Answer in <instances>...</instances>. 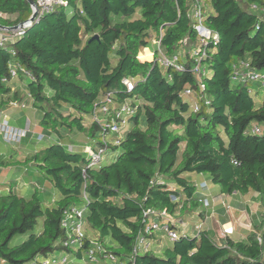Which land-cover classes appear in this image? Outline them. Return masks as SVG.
<instances>
[{
  "label": "trees",
  "instance_id": "16d2710c",
  "mask_svg": "<svg viewBox=\"0 0 264 264\" xmlns=\"http://www.w3.org/2000/svg\"><path fill=\"white\" fill-rule=\"evenodd\" d=\"M67 1L0 45V93L12 91L2 77L12 59L19 61L35 75L21 77L22 83L41 113L40 124L51 131L36 137L32 148L9 158L4 153L0 160L5 166L26 164L37 180L49 182L41 190L0 182V264H28L65 250L69 264H264V89L234 79V65L241 61L264 69V0ZM195 4L213 32L202 76L193 70L200 46L191 15ZM31 14L28 0H0L2 25ZM153 41L155 56L141 54ZM158 45L185 68L161 64ZM110 91L119 101L130 96L137 111L121 143L87 167L83 145L100 144L104 134L92 121L94 102ZM19 95L15 91L10 99ZM6 102L0 97V111ZM253 125L262 132L252 133ZM4 168L9 178L14 169ZM201 176L216 196L236 192L259 199L260 220L244 238L214 239L204 201L209 194L197 184ZM72 207L85 208L86 218L87 235L76 249L63 246L61 226ZM163 211L172 216L179 237L162 243L154 233L150 248L134 255L140 231ZM194 224L201 225L197 234L189 231ZM100 243L116 261L101 259ZM91 248L99 262L89 255Z\"/></svg>",
  "mask_w": 264,
  "mask_h": 264
},
{
  "label": "built area",
  "instance_id": "2783aa9c",
  "mask_svg": "<svg viewBox=\"0 0 264 264\" xmlns=\"http://www.w3.org/2000/svg\"><path fill=\"white\" fill-rule=\"evenodd\" d=\"M38 7V15L48 13L52 11L58 5H67V0H35ZM253 8H258L257 5H253ZM33 10V8H32ZM191 15L195 18V27L198 30L200 36V46L194 51L195 64L193 70L199 76H202L205 72L202 66V57L206 55V46L208 39L213 35V32L204 25V18L202 14V9L199 4H195L191 9ZM29 27H23L20 29L7 30L0 29V45H6L11 42L16 36L23 35L25 29ZM217 37V36H216ZM10 52L13 56L16 55V50L10 48ZM155 56V51L153 55ZM157 59L161 64L166 66H174L177 69H184V65L178 61L177 56H166L158 45ZM235 74L234 79L238 82L256 84V89H264V69H257L251 66L249 61H241L240 64L234 65ZM34 79L35 75L26 67H24L19 61L12 59L8 64V73L2 77L3 83H9L14 79ZM22 80V79H21ZM23 82V81H22ZM129 90L133 89V83L131 81L127 82ZM202 89L205 88V84L202 80L199 82ZM255 88H251L250 91H254ZM187 94H191V89L186 90ZM28 96L31 98V93L28 91ZM12 106H19L21 104L20 99H13L9 101ZM206 103H209L206 100ZM195 109L199 108L197 101L192 102ZM137 103L128 96L122 101H119L115 93L112 91L107 92L99 98L96 99L92 111V121L100 124L104 129V134L102 136L101 143L98 145H89L85 147V152L89 159L87 167L99 164L105 158V153L111 144L119 145L121 139L125 133L128 126L132 125L131 120L133 115L136 114ZM30 126L27 125L25 128H19L10 123V121L3 115L0 111V135L3 136V140L6 143L19 142L29 131ZM252 133L262 132V128L259 125H253L250 128ZM46 137L45 134H39L38 139L42 140ZM72 148V147H70ZM205 203L208 205V198H205ZM152 211L149 209L145 214H149ZM173 218L166 211H163L159 217L154 218L149 221V223L140 231L137 238V243L134 247V255L139 251H147L152 242V235L154 233H159L162 239H169L174 241L179 237V231L172 227ZM86 218H85V208L72 207L67 209L61 220V226L64 229V247H73L76 249L79 246H83L84 239L87 235L85 230ZM98 242V241H96ZM99 243V242H98ZM97 249L99 253L102 254L103 260L116 261V255L112 252H105L103 244H98ZM104 252V253H103ZM71 253L63 251L61 254L52 255L47 258H40L28 264H69L71 261ZM90 256L94 262H99L101 259L96 255L95 249H90ZM1 264H20L12 263L8 261H3Z\"/></svg>",
  "mask_w": 264,
  "mask_h": 264
},
{
  "label": "rangeland",
  "instance_id": "374dc122",
  "mask_svg": "<svg viewBox=\"0 0 264 264\" xmlns=\"http://www.w3.org/2000/svg\"><path fill=\"white\" fill-rule=\"evenodd\" d=\"M156 42L153 41L152 45L150 48L145 49L141 54H147L149 53L151 56L153 55V49L155 48ZM139 58L140 55H139ZM141 60H146V59H142ZM8 84L11 85V87H13L12 91H19V97L21 100V104L19 106H12L11 104H9L10 102H6L2 105L1 107V111L3 112V115L10 121V123L14 126H17L19 128H25L27 125H29L30 131L19 141V142H11L9 144H13L10 146H5L4 144V140H3V136L0 135V160L4 158V153H9L8 154V158L10 157L11 154H15V156L17 155V151H19V149L21 150L22 148L26 147V148H32L33 147V143H36V137L38 138L39 134H45L48 135L51 131L44 128L41 124H40V115L41 113L35 108V106L33 105L32 102H30V98L28 96V91L26 90V88L24 86H22V80L21 79H14L11 82H9ZM251 86H254L253 83H251ZM11 94L12 93H0V97L6 98L7 101L9 100H13L14 98H11ZM64 135V134H63ZM48 138V137H47ZM67 140V135L66 136H62V138H60V141L62 142H66ZM79 142V141H78ZM91 145L90 142L86 143L83 145V149H85V147ZM8 147V148H7ZM13 147V148H12ZM69 147H72V145H70ZM15 148V149H14ZM14 156V157H15ZM105 156H107V152L105 153ZM17 166H26V164L23 163H17L16 161L12 162L11 164H8L7 166L3 165L0 163V182L3 181H8L9 183L12 182V180H16L19 181V183H32V186L34 184H36V186L39 187V190H41L44 186H48L49 182H44L43 179H36L35 175L33 173V171H30L27 167H25L24 169H17ZM4 167H12L14 169V171H11V179L8 180V175H9V170H7ZM11 168V169H12ZM201 181H206L208 182V178L207 176H201L198 180H197V184L199 186ZM209 187L206 188L205 190H203L204 192H208ZM208 205L207 209L208 211L210 210H215V196L213 195H208ZM205 201V200H204ZM220 205H223L225 207L228 206V208H231V204H229L224 198H222V200L220 201V203H218ZM217 204V205H218ZM177 217V216H176ZM179 218V217H178ZM179 222V221H178ZM177 222V224H178ZM185 223V221H184ZM214 223H217L214 220ZM233 223V222H232ZM228 226V225H227ZM190 228V232L192 234H197L198 233V229H200L201 225L198 224H194V225H189L188 226ZM218 229L220 227V230L217 231V239L220 241L223 238H225L228 234L227 231H225L224 229L221 230V226L218 225L217 226ZM239 229V228H238ZM252 228H249L247 231H243L242 233L243 235H247ZM223 232V233H222ZM221 233V234H220ZM163 242H171L168 238L164 239L162 241ZM153 244V243H152ZM161 249V245L159 246V249L157 252L160 253ZM108 264H112L109 262H106ZM105 263V264H106Z\"/></svg>",
  "mask_w": 264,
  "mask_h": 264
},
{
  "label": "crops",
  "instance_id": "0c3cea01",
  "mask_svg": "<svg viewBox=\"0 0 264 264\" xmlns=\"http://www.w3.org/2000/svg\"><path fill=\"white\" fill-rule=\"evenodd\" d=\"M21 85L24 86L23 83ZM13 92L15 91H10V93H13ZM5 143L6 142L4 141V144ZM6 144H9V143H6ZM11 174L12 172H10V177H11ZM10 177L8 178V180L11 179ZM14 182H16V184H14L16 185L15 187L18 186L16 188L18 190L19 189L22 190L23 189L22 186H24L25 189H28L30 187L31 189H33V186L36 185L34 184L32 186V183H26V182L22 184V183H19V181H14ZM2 183H5V182L3 181ZM10 183L7 181L6 185H9ZM200 186L201 187L204 186L206 188L209 187L208 182L206 181H201ZM207 193L210 195L216 196L215 194H217V191H215L214 188L209 187V190ZM216 197L218 198L214 199V202L216 204L215 210L208 211V215H207L208 228L213 234L214 239L216 241H219L217 239V233H216L217 231L220 230V227L219 229L217 227L218 225L221 226V230L224 229L225 231L228 232L227 236L229 235L235 239L244 238L245 235H243L242 230L247 231L249 228L253 227L254 222L260 220L259 211L261 209V205H260L259 199L256 196L251 197V198H247V197L245 198L243 197V195L236 193V192L231 196H228L226 194H220ZM222 198H224L229 204L232 205L231 208H228V206L225 207L223 205L218 204L220 203ZM214 220L218 222L217 225L216 223H214Z\"/></svg>",
  "mask_w": 264,
  "mask_h": 264
},
{
  "label": "water",
  "instance_id": "95a60500",
  "mask_svg": "<svg viewBox=\"0 0 264 264\" xmlns=\"http://www.w3.org/2000/svg\"><path fill=\"white\" fill-rule=\"evenodd\" d=\"M28 2L31 5V7L33 8V11L27 20L22 21V22H20L16 25H13V26H6V25L0 24V29L14 30V29H20V28H23L26 26H30L38 15V7H37L35 0H28ZM94 37H97V35H95Z\"/></svg>",
  "mask_w": 264,
  "mask_h": 264
},
{
  "label": "clouds",
  "instance_id": "9594fccd",
  "mask_svg": "<svg viewBox=\"0 0 264 264\" xmlns=\"http://www.w3.org/2000/svg\"><path fill=\"white\" fill-rule=\"evenodd\" d=\"M33 11V10H32Z\"/></svg>",
  "mask_w": 264,
  "mask_h": 264
}]
</instances>
